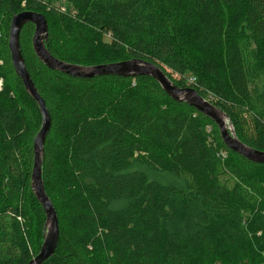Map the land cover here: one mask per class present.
<instances>
[{"label":"trees","instance_id":"obj_1","mask_svg":"<svg viewBox=\"0 0 264 264\" xmlns=\"http://www.w3.org/2000/svg\"><path fill=\"white\" fill-rule=\"evenodd\" d=\"M21 11L45 16L55 58L155 63L264 151V0H0V264H28L45 221L30 187L41 113L7 43ZM33 33L18 43L50 117L42 180L59 232L43 264H264V164L150 76L46 67Z\"/></svg>","mask_w":264,"mask_h":264},{"label":"water","instance_id":"obj_2","mask_svg":"<svg viewBox=\"0 0 264 264\" xmlns=\"http://www.w3.org/2000/svg\"><path fill=\"white\" fill-rule=\"evenodd\" d=\"M26 23H31L34 26V33L31 39L32 49L36 57L46 67L72 76L84 78L100 75H117L124 77L150 76L156 80L162 90L171 99L187 103L212 120L218 127L221 139L228 149L252 162L264 164V151L251 148L241 142L237 138L228 116L222 110L200 96L193 88L177 86L157 64L142 59L121 60L90 66L63 62L51 55L45 47L48 30L45 16L42 13L34 11L18 12L12 16L9 23L7 43L10 60L27 94L35 101L41 113L40 127L33 137L32 142L33 165L30 187L33 195L44 211L45 221L42 228V243L37 254L28 264H43L53 255L58 244L59 232L56 212L45 193L42 180L43 145L50 127V117L41 96L38 94L26 70L18 43L19 32Z\"/></svg>","mask_w":264,"mask_h":264},{"label":"built area","instance_id":"obj_3","mask_svg":"<svg viewBox=\"0 0 264 264\" xmlns=\"http://www.w3.org/2000/svg\"><path fill=\"white\" fill-rule=\"evenodd\" d=\"M0 86H1V80H0Z\"/></svg>","mask_w":264,"mask_h":264},{"label":"rangeland","instance_id":"obj_4","mask_svg":"<svg viewBox=\"0 0 264 264\" xmlns=\"http://www.w3.org/2000/svg\"><path fill=\"white\" fill-rule=\"evenodd\" d=\"M174 77H176L175 75H173Z\"/></svg>","mask_w":264,"mask_h":264}]
</instances>
